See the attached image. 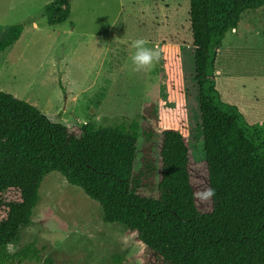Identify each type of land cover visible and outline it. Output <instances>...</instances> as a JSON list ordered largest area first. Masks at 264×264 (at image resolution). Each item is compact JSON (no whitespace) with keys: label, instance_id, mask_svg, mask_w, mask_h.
<instances>
[{"label":"trees","instance_id":"obj_1","mask_svg":"<svg viewBox=\"0 0 264 264\" xmlns=\"http://www.w3.org/2000/svg\"><path fill=\"white\" fill-rule=\"evenodd\" d=\"M263 6L264 0L189 1L203 200L187 139L174 129L155 130L154 103L143 107L140 125L68 127L0 91V264H55L31 246L7 251L30 226L41 181L53 172L96 202L104 223L123 226L161 264H264V123L249 125L235 106L221 102L214 68L225 34L237 29L244 12ZM45 12L47 24L56 26L68 19L70 5L54 0ZM10 32L0 54L21 28ZM206 189L214 194L205 196Z\"/></svg>","mask_w":264,"mask_h":264},{"label":"rangeland","instance_id":"obj_2","mask_svg":"<svg viewBox=\"0 0 264 264\" xmlns=\"http://www.w3.org/2000/svg\"><path fill=\"white\" fill-rule=\"evenodd\" d=\"M52 1L0 0V43L11 27L21 28L0 54V91L68 127L140 125L143 107L154 103L155 130L174 129L187 139L203 200L190 0H68V19L49 26L45 7ZM136 40L158 53L140 70L132 62ZM214 68L221 102L235 106L249 125L264 123V6L244 12L237 29L225 34ZM140 132L141 126L137 161ZM38 195L30 226L7 246L10 255L31 246L55 264H161L123 226L104 223L99 205L60 174L45 176Z\"/></svg>","mask_w":264,"mask_h":264},{"label":"clouds","instance_id":"obj_3","mask_svg":"<svg viewBox=\"0 0 264 264\" xmlns=\"http://www.w3.org/2000/svg\"><path fill=\"white\" fill-rule=\"evenodd\" d=\"M143 40H136L133 43V47L136 49L135 54L132 56V62L136 66L137 70L151 66L152 61L158 56V53L144 47ZM214 194L212 189L205 190V196H211Z\"/></svg>","mask_w":264,"mask_h":264}]
</instances>
